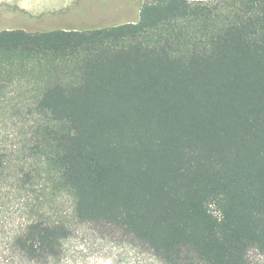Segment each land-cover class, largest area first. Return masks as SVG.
Instances as JSON below:
<instances>
[{"label": "trees", "instance_id": "trees-1", "mask_svg": "<svg viewBox=\"0 0 264 264\" xmlns=\"http://www.w3.org/2000/svg\"><path fill=\"white\" fill-rule=\"evenodd\" d=\"M138 4L88 28L25 26L37 17L0 4V96L30 92L21 180L44 196L0 234V264H71L85 222L162 264L264 257V0ZM8 162L0 149V181Z\"/></svg>", "mask_w": 264, "mask_h": 264}, {"label": "rangeland", "instance_id": "rangeland-1", "mask_svg": "<svg viewBox=\"0 0 264 264\" xmlns=\"http://www.w3.org/2000/svg\"><path fill=\"white\" fill-rule=\"evenodd\" d=\"M89 1L0 0V4L37 17L33 25L24 23L25 26L88 28L134 19L141 0H129L135 5L128 8L126 0ZM63 9H68L67 13H62ZM66 16H70L69 19L63 20ZM4 25L7 24L0 22V28ZM4 94L0 96V149L6 153L9 162L4 171L5 178L0 181V234L18 227L28 217L31 206L44 198L38 191L23 186L21 180L22 172L31 165L24 148L32 122L26 105L31 101L30 92L23 86L11 92L8 88ZM48 203L51 209L64 216L71 201L66 194L57 193ZM66 248V254L75 259L71 264H162L147 246L103 223H74ZM249 254L251 259L264 264V257L256 251Z\"/></svg>", "mask_w": 264, "mask_h": 264}, {"label": "flooded vegetation", "instance_id": "flooded-vegetation-1", "mask_svg": "<svg viewBox=\"0 0 264 264\" xmlns=\"http://www.w3.org/2000/svg\"><path fill=\"white\" fill-rule=\"evenodd\" d=\"M72 8V7H71ZM71 8L69 9V10H71ZM67 11H68V9H63V11H62V13H67ZM53 14V13H52ZM57 15V14H56ZM42 16H44V15H42ZM69 17L70 16H66V17H64V19L63 20H65V19H69ZM54 18H55V16H54ZM62 19V18H61Z\"/></svg>", "mask_w": 264, "mask_h": 264}]
</instances>
